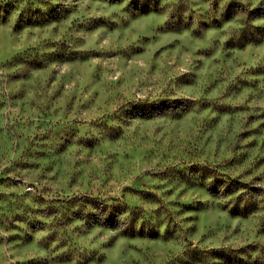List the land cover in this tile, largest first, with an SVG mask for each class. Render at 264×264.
<instances>
[{"label":"rangeland","instance_id":"374dc122","mask_svg":"<svg viewBox=\"0 0 264 264\" xmlns=\"http://www.w3.org/2000/svg\"><path fill=\"white\" fill-rule=\"evenodd\" d=\"M0 264H264V0H0Z\"/></svg>","mask_w":264,"mask_h":264}]
</instances>
